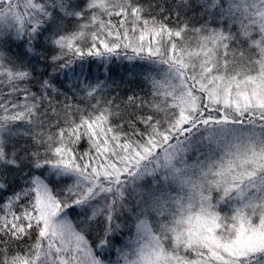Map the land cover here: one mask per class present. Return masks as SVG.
I'll return each mask as SVG.
<instances>
[{"label":"snow or ice","instance_id":"obj_1","mask_svg":"<svg viewBox=\"0 0 264 264\" xmlns=\"http://www.w3.org/2000/svg\"><path fill=\"white\" fill-rule=\"evenodd\" d=\"M0 264H264V0H0Z\"/></svg>","mask_w":264,"mask_h":264}]
</instances>
